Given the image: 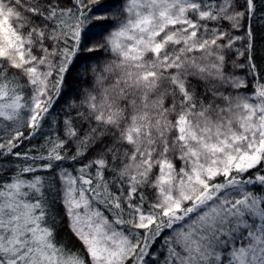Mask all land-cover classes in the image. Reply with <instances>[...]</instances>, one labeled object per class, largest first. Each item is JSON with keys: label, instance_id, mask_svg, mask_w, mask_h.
I'll list each match as a JSON object with an SVG mask.
<instances>
[{"label": "snow or ice", "instance_id": "obj_1", "mask_svg": "<svg viewBox=\"0 0 264 264\" xmlns=\"http://www.w3.org/2000/svg\"><path fill=\"white\" fill-rule=\"evenodd\" d=\"M0 264H264V0H0Z\"/></svg>", "mask_w": 264, "mask_h": 264}]
</instances>
